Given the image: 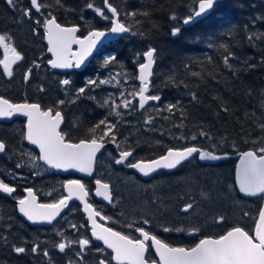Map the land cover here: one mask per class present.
Returning a JSON list of instances; mask_svg holds the SVG:
<instances>
[{"label":"trees","instance_id":"trees-1","mask_svg":"<svg viewBox=\"0 0 264 264\" xmlns=\"http://www.w3.org/2000/svg\"><path fill=\"white\" fill-rule=\"evenodd\" d=\"M15 2L16 7L13 8L6 0H0V34L8 36L9 41L16 44L24 54V63H28L32 69L37 63H44L48 59L45 55L42 24L49 13L60 23L73 25L79 23L86 15L87 3L104 8L103 0H61L62 6L57 5L55 0H40L49 7L42 8L41 14L32 11V19L28 20L23 15V10L29 8L30 0ZM109 2L117 7L121 20L127 24H134V21L124 15L126 12L146 10L150 15H138L136 19L140 24L133 27V31L143 32L144 36H124L98 54L85 71L75 72L73 87L76 90L85 87L89 79L111 81L109 84L87 87L85 93L75 103H71L68 116L77 126L76 129L79 128L76 138H89L88 129L101 119L107 118L109 122L117 124L114 130L116 143H111L106 138L107 147L98 159L95 174L96 179L111 184L114 194L113 207H104L93 199L90 201L104 216L110 218L108 220L112 228L134 238H137L135 228L143 227L145 219L150 221L147 224L150 231L163 230L164 227L189 231L196 227L195 223L200 222L207 231L197 237L154 234L172 246L191 248L201 237H218L239 224L247 230L242 223L244 213L250 212L247 208L253 204L258 206L261 200L243 199L238 194L234 177L236 159L231 158L210 166L201 164L195 156L174 172H159L150 180H143L133 170L127 169V166L117 167L115 160L118 152L130 149L133 150L130 160L132 163L160 157L169 148L182 149L191 145L226 154L261 146L259 138L262 133L258 124L264 122V108L261 107V102L264 101V95L261 94L264 90V63H261L264 58V0H220L206 18L192 25H184L182 20L196 7V0ZM173 14L178 17L177 20L170 19ZM35 20L41 23L37 26ZM173 27L181 28L176 37L170 34ZM209 44L212 47H209ZM221 44L226 45L228 51L234 54L229 61L232 68L223 63L227 52L220 47ZM149 46L158 50L150 93L158 94L162 99L142 110L139 109L138 98L128 94L139 88L136 80L137 54H142ZM110 55L116 56L117 63L105 67L104 58ZM139 60L143 62L142 57ZM248 65L255 67L249 68ZM234 71L236 75H233ZM110 72L119 75H116L115 79L103 75ZM193 72L201 75L193 76ZM2 75L5 76L0 71V77ZM170 76L174 77V80L169 81ZM39 77L36 83L33 82L37 96H32L29 100L56 103V99L51 100L48 97V100H45L42 95L38 96L40 89L48 90V93L50 90L45 88L48 85L42 80L46 75ZM85 77H88L86 82L83 80ZM0 81L4 82L2 85L6 87L17 86L20 82L14 80L7 83L5 79ZM22 82L23 78L19 83L20 87H24ZM60 83L57 84L61 86ZM64 90L65 85H62L61 91ZM249 90L251 95L248 94ZM121 92L124 93V98L133 101L132 105L128 109H117L122 113L121 117L109 115L111 104L102 107V101L111 96L116 104H120ZM192 92L196 93L195 101L191 98ZM177 101L181 102L185 112L183 127H177L182 120L179 111L173 114L158 111L166 104ZM223 107H227L228 111L224 112ZM165 116L169 118L164 119ZM149 118H152V123L146 124L145 120ZM201 131L208 133V136H201ZM193 135L196 136L195 140L191 139ZM253 140L257 143H252ZM13 169L16 170L15 166ZM64 178L57 175L56 181L52 182L62 189ZM86 184L92 190V180L86 181ZM220 195L225 199H220ZM224 201L228 205H225ZM188 203L193 205L192 210L182 212ZM10 204L14 205L11 199L0 201V264H69V261L73 264H98L101 259L106 260L107 264H113L111 255L99 243L93 241L90 234H62L64 243L80 238H88L91 241V245L83 253V260L76 255L80 251L76 243L61 253L56 247L61 234H49L51 227H42L39 234H32L33 231L16 213L10 216ZM75 211L83 216L80 209ZM220 216L225 218L224 223L217 226L214 229L216 232L211 234L210 229L216 226V220ZM77 220V217L69 218L67 224L70 226ZM177 221L184 226H174ZM206 222L209 224H204ZM129 224L133 226L129 228ZM58 230L59 226L56 231ZM57 236L58 243L53 244ZM37 244L39 249L34 254L31 248ZM14 245L25 247L26 253H15ZM97 248L104 251L99 252ZM45 250L49 253L47 257L43 255ZM147 258L155 260L151 251Z\"/></svg>","mask_w":264,"mask_h":264},{"label":"snow or ice","instance_id":"snow-or-ice-1","mask_svg":"<svg viewBox=\"0 0 264 264\" xmlns=\"http://www.w3.org/2000/svg\"><path fill=\"white\" fill-rule=\"evenodd\" d=\"M7 4L13 8L16 7L15 0H6ZM57 5H61V0H55ZM104 9L108 13H111L109 17L105 10L100 7H95L93 3H87L86 7L93 9L95 13L104 20L111 21V27L108 29V33L115 35L131 34L144 36L145 33L133 31V27L140 24V21L136 19L138 15L149 16L148 11H131L126 12L124 15L134 21V24H127L120 19L121 13L117 7L109 2V0H103ZM218 0H196V7L191 10L190 14L183 17L182 23L189 25L193 23L197 18L204 17L210 13L217 5ZM62 6V5H61ZM49 7L40 2V0H30V6L28 9L23 10V15L31 18L32 10L36 13H41V9ZM170 19L177 20L178 17L173 14ZM37 24L41 22L36 21ZM45 36L47 39L48 48L47 51L54 57L49 61L52 68H80L85 59L92 54V51L100 43L101 38L106 36V32L102 30H91L87 36L80 38L76 35L79 31L78 26L64 27L59 24L56 17L51 13L43 20L42 24ZM180 27H173L171 29V35L176 37L180 34ZM259 38V37H258ZM10 38L6 35L0 34V48L4 51V58L0 59V65L3 66L4 74L11 77L13 74L12 65L17 61L23 59V56L17 51V49L8 42ZM251 40L252 37L250 36ZM78 45L77 51H73L72 45ZM209 47H212L209 44ZM227 55L223 57V63L226 67L232 68L229 63L234 54L228 51L226 45L221 44ZM157 48L149 46L142 54L138 53L136 60L138 68V76L140 86L138 90L130 92L133 98H138L139 109H145V106L150 101L160 102L162 97L160 95L149 94L151 86V78L154 75L153 68L157 61ZM142 57L143 62H140L139 58ZM211 62V57H209ZM117 63L115 55H110L104 58V66L107 67L110 64ZM261 63H264L262 58ZM38 66V65H37ZM187 68L188 65H185ZM249 68H254L255 65H248ZM31 73V69L28 70V74L25 75V80L28 79V75ZM193 76H200L198 72H193ZM236 75V72H233ZM113 79H115L113 77ZM174 80V77L170 76L169 81ZM110 80H93L89 79L86 82L85 87H80L76 90L74 98L68 100V103H75L79 97L85 93L86 88L89 86H97L103 84H109ZM61 83L65 86L70 85L71 81L64 79ZM187 87V85H185ZM43 91V89H41ZM251 95V90H249ZM264 95V90H262ZM193 101L197 100L195 92L190 93ZM120 104H116L114 99L106 98L102 101L101 106H109L111 104V111L109 115L121 117L122 113L118 111L120 107L128 109L133 101L124 98V93H120ZM95 99L94 97H90ZM66 100H58V105H64ZM261 107L264 108V101L261 102ZM224 112L228 111L227 107H223ZM158 111H166L173 114L175 111H179L182 117L181 124L177 127H183V119L185 117L184 109L181 107V102L168 103L163 109ZM21 114L27 117V132L25 138L33 145L39 148V156H30V160L33 162V166H36V161H43L44 164L50 168L55 169H76L79 172L92 174V166L96 159V154L105 146L106 138L111 143H116L115 129L116 123H111L105 119H101L98 123L88 129L90 137L87 139H81L78 143H73L66 139V134L60 131V126L64 120V116L60 110L47 108L42 109L38 103H23L13 104L7 99L0 97V117L9 118L14 114ZM254 115V114H253ZM164 119L169 117L165 116ZM146 124L152 123V118L145 120ZM103 125V129L101 126ZM262 135L259 138L261 146L244 151L240 153V164L236 170V182L239 186V191L246 196L256 197L260 196L264 199V122L258 124ZM99 130V132H98ZM201 136H208V133L201 131ZM211 138V137H209ZM191 139L195 140L196 136L193 135ZM247 143L248 141L245 140ZM257 143L256 140L251 141ZM119 147V145H117ZM233 147L235 145L233 144ZM7 145L4 140L0 139V153H5ZM133 150H123L119 153V159L115 160L116 164H121L132 156ZM193 154H199L201 160L210 159L218 160L221 157L214 155L209 151H202L200 148L192 146L183 149L169 148L165 155L152 160L150 162L138 161L136 163H130L128 166L138 169L145 176L149 173L156 171L157 169H174L180 165L183 161L188 160ZM21 164H17V167H21ZM98 186L96 195L103 196L104 199L111 202L112 197L109 191V185L102 183L100 180H96ZM67 191L66 196H61L58 200L52 203H38L37 197L33 189H26L27 196L18 200L19 211L32 223H52L63 211L67 208L69 201L75 199L80 200L83 203L84 211L88 213V220L91 221L92 236L97 241H102L103 245L107 249H111L112 259L116 261V264H264V207L259 210L258 220L255 223L253 234L246 231L241 226H233L227 230L224 234L215 238H203L191 248L185 247H173L165 241L158 238L156 235L151 234L143 227H136L135 231L139 233L140 238H134L130 235L124 234L120 231H116L111 227H106L97 223V217L101 220L110 219L108 217L101 216L100 212L93 208L91 204L85 199L88 196V191L80 180H68L63 185ZM102 190V191H101ZM16 189L0 180V193L12 195ZM50 194V193H49ZM193 205L188 203L184 206L182 211L188 212ZM248 215L247 212L244 213ZM224 217L220 216L216 222L222 223ZM145 225L150 221L145 219L143 221ZM72 228H76L75 224L70 225ZM131 228L133 225H127ZM165 232L172 231L168 227H164ZM176 231H183V229H175ZM199 231L197 228L191 229V232L195 233ZM150 242V243H149ZM73 243L79 245L80 251L76 253L77 257L83 260V253L91 245V241L88 238H80L76 241H68L67 243L61 242L56 245L61 253L65 252L66 248L70 247ZM150 248H154L159 260L149 261L146 257ZM39 245H34L31 248L32 253H37ZM13 251L17 254L26 253L27 249L23 246H13ZM97 251L103 252L104 249L97 248ZM43 255L47 257L48 251L45 250ZM69 264H73L69 261ZM98 264H107L106 260H99Z\"/></svg>","mask_w":264,"mask_h":264},{"label":"flooded vegetation","instance_id":"flooded-vegetation-1","mask_svg":"<svg viewBox=\"0 0 264 264\" xmlns=\"http://www.w3.org/2000/svg\"><path fill=\"white\" fill-rule=\"evenodd\" d=\"M82 19L84 20V25H86V18L82 17ZM2 53L0 54V59L2 58V56L4 58V55H3L4 53L3 54ZM49 60L50 58L44 64H39V67L45 69V65H46V68H47ZM2 69H3V66L0 65L1 72H3ZM29 69L27 66L18 65L16 68H13L14 72L11 77H6L2 75L0 79H5V82L7 83H10L14 80H16V82H19V81L21 82L23 78L24 82L22 83L24 84V87H20L19 85L20 82L18 83L17 86L11 85L9 87H6V85L5 86L2 85L5 83L0 81V94H3V97L11 101L13 104L38 103L41 105L42 109L53 108V109L60 110L64 116V120H63L64 122L61 128V131L66 134V139L70 140L71 142H78L81 139H85V138H76L75 135H77L76 133H77V130H79V128L76 129L77 126L72 122L71 117L68 116V113H70L71 111V103H68L67 101L72 99L75 93L68 94L67 96H65V94L61 92L62 86L57 84L61 81V78L62 76L65 75V73H60L57 71H49V70H48V73L42 70H38L36 72V69H34L31 72L30 79L28 81V80H25V75ZM39 75H46V78L42 80L43 82L45 80V82L48 85V87H45V88H49L50 90L48 93V90L45 91L42 88L43 91H41L40 89L38 96L42 95L45 98V100H48L47 99L48 97L51 100H54V99L61 100L64 98L66 99V103L64 105H58L57 102L55 103L51 101H48L47 103H43L42 101L35 102V101L29 100L30 97L37 96L35 94V87L33 84L36 83V81L40 78ZM43 82H40V83L43 84ZM30 84L32 86H30ZM53 88H54V91H53ZM37 98H40V97H37ZM68 117L69 119H67ZM26 122H27L26 119L22 117H16L10 121H0V135L4 137V141L7 145V150L3 155L0 156V160L7 161L8 159H6V157H12L15 161L17 160L16 161L17 163L22 165L21 167H17V168L15 166L16 172L18 173L17 177L11 178V175L8 173L7 178H5V175L2 174L1 172H0V177L6 180L10 186L12 185L15 186L16 191L12 197V201L14 205H16L19 199L25 197V192H26V189L28 188L33 189L38 199L37 200L38 202L51 203V202L58 200L61 196H65V190L63 186L61 189L57 186L55 182H52V179L55 180L53 178V174L52 175H39V174H42L43 172L35 168L34 166H31L28 164V160L30 159V156L32 155L38 156V152L26 143V138H25ZM13 166L14 165H12L11 167L13 168ZM46 170L47 172H53L47 168ZM35 171H38L39 174ZM15 179H18L20 181L15 182L14 181ZM14 205L12 207L10 216H14L16 213V215L22 218L23 221L27 224V226L33 231L32 234L34 233L39 234L40 230L38 229V226L32 225L31 223L26 221L24 217H21L18 214V211L16 209L17 205L16 206ZM261 207H262V201L258 206L250 207V209L248 208L250 212H247L248 215L244 216V220H242L244 225L247 228V231H249L250 234H253L255 223L258 220V213ZM75 210H78V205L75 204V202L70 203L67 209L64 211V213L59 218V220L53 223L52 226H50L51 231L49 232V234H61L59 243H61L64 240V237H62V234L63 235L64 234L66 235L67 234H91L89 223L87 222L86 224V218L84 217V215L80 216L78 213H76ZM76 217L78 218L77 222L75 223L77 227L74 229L67 224V220L69 218L75 219ZM223 223L224 222L216 223V226L215 225L212 226V228L210 229L212 230L211 234L216 232V230L214 229ZM195 224H196L195 228L199 229V231H197L198 232L197 234L199 235L197 236H200V234L207 233V231L204 230L202 226L203 224H201V222L195 223ZM204 224L208 225L209 223L206 222ZM228 224L233 225L230 223ZM173 225L174 226H184L183 223H181L180 221L175 222ZM58 226H59V230L56 231ZM145 228L151 234H165V235L175 234L176 236H179V235L185 236V234L191 233V230L189 231L173 230L169 232H165L164 230L150 231L149 225H145ZM136 234H139V233H136ZM58 240H59V237L57 236V238L53 241V244H57Z\"/></svg>","mask_w":264,"mask_h":264},{"label":"water","instance_id":"water-1","mask_svg":"<svg viewBox=\"0 0 264 264\" xmlns=\"http://www.w3.org/2000/svg\"><path fill=\"white\" fill-rule=\"evenodd\" d=\"M219 1V0H218ZM210 13H208L206 16H208ZM110 15H111V13H110ZM206 16H204V17H206ZM204 17H200V18H197L193 23H195V22H197L198 20H200V19H202V18H204ZM193 23H191V24H193ZM62 26H64V25H62ZM64 27H72V26H64ZM107 34H106V36L105 37H102L101 38V41H100V43L97 45V47L92 51V54L91 55H89L86 59H85V61H84V63L81 65V67L80 68H75V69H77V70H83L87 65H89V63H90V59H91V57L100 49V47L104 44V43H106V42H108V41H112V40H115V39H118L121 35H115V34H111V33H108V32H106ZM123 35V34H122ZM82 38V37H81ZM45 41H46V44H47V39H46V36H45ZM106 41V42H105ZM47 48H48V44H47ZM72 48H73V51H77L78 50V48H79V46L78 45H72ZM47 53L52 57V59L54 58L53 56H52V54L51 53H49L48 51H47ZM51 59V60H52ZM20 61H17L14 65H12V69L19 63ZM48 65H49V67L50 68H52L51 67V64L48 62ZM154 68H155V65H154ZM154 68H153V70H154ZM52 69H54V70H57V71H59V72H64V71H70L71 69H73V68H67V69H61V68H52ZM138 80V79H137ZM138 83L140 84V82H139V80H138ZM151 102H155V101H150L149 103H151ZM148 103V104H149ZM147 104V105H148ZM146 105V106H147ZM145 106V107H146ZM16 115H21V114H14L12 117H9V118H5V117H0V120H6V119H12L13 117H15ZM24 117H26V116H24ZM62 124H63V122H62ZM62 124H61V126H62ZM61 126H60V128H61ZM29 142V141H28ZM30 143V142H29ZM31 144V143H30ZM32 146H34L38 151H39V148L36 146V145H33V144H31ZM105 147H106V144H105V146H104V148H102L97 154H96V159H95V162H94V164H93V166H92V174L91 175H88L87 173H82V172H79L78 170H76V169H68V170H64V169H55V168H53V169H55V171L58 173V174H61V175H66V174H68V173H73L74 175H76L79 179H91V178H93V176H94V174H95V171H96V163H97V159H98V157L103 153V151H104V149H105ZM202 151H204V150H202ZM213 153V152H212ZM166 154V153H165ZM164 154V155H165ZM214 155H217V156H220L221 158L220 159H218V160H210V159H205V160H201L200 158H199V155H198V158H199V161L200 162H202V163H208V164H217V163H220V162H223V161H226V160H229L230 159V156L229 155H225V154H215V153H213ZM194 155V154H193ZM132 156H130V157H128V159L126 160V161H124L123 163H121V164H116L115 163V165L117 166V167H122V166H124L125 164H126V162H128L129 160H130V158H131ZM193 157V156H192ZM192 157H190L188 160H186V161H183L180 165H182V164H184V163H186V162H188ZM159 158V157H158ZM233 158H235L236 159V167H235V175H234V177H235V185H236V188H237V190H238V192H239V194L243 197V198H256V197H260V196H256V197H251V196H246L245 194H243V193H241L240 191H239V186H238V184H237V182H236V170H237V167L239 166V164H240V153L239 154H236V155H234L233 156ZM117 159H119V157L117 158ZM155 159H157V158H155ZM155 159H152V160H155ZM152 160H147V161H143V162H150V161H152ZM139 161H142V160H139ZM43 162V161H42ZM136 162H138V161H136ZM136 162H134V163H136ZM180 165H178L176 168H174V169H163V168H161V169H157L156 171H154V172H151V173H149V175H147V176H145L143 173H141L138 169H135V168H131V167H129L128 166V168L129 169H132L139 177H141L142 179H144V180H148V179H150V178H152L155 174H157L159 171H161V170H165V171H168V172H170V171H173V170H175V169H177ZM49 167V166H48ZM101 181V180H100ZM96 180L94 181V190H93V192H92V197L95 199V200H97L98 202H100V203H102V204H105V205H107V206H110V207H112V205H113V199H114V195H113V192H112V187H111V185L109 184V183H107L108 185H109V191H110V194H111V197H112V200H111V202H109L108 200H106V199H104L103 198V196L101 195V196H98V195H96V192H97V188H98V186L96 185ZM102 183H105V182H103V181H101ZM83 183V182H82ZM66 191V190H65ZM88 191V190H87ZM102 191V190H101ZM66 194H67V191H66ZM89 198H90V195H89V191H88V196L85 198L86 200H87V202L89 203V204H91L90 202H89ZM72 201H77L81 206H82V210H83V213H84V215H85V217H86V220L89 222V225H90V227H91V221H89L88 220V213L87 212H85L84 211V206H83V203L80 201V200H78V199H73V200H71V201H69V203L70 202H72ZM92 205V204H91ZM262 207H264V199H263V204H262ZM94 208V207H93ZM67 208H64L63 209V211L61 212V214L66 210ZM95 209V208H94ZM21 215H22V217H24L25 219H26V221H28L29 223H31L32 225H35L36 223H32L31 221H29V220H27V218L25 217V216H23V214L22 213H20ZM60 214V215H61ZM60 215L55 219V220H57L59 217H60ZM97 219V223H99V224H102V225H104V226H106V227H109V226H107V224H108V220L107 219H105V220H101L100 219V217H97L96 218ZM55 220H53L52 221V223L55 221ZM52 223H37L38 225H51ZM198 232H195V233H193V232H191V233H189V234H186L187 236H189V237H193V236H196V235H198L197 234ZM91 237H92V239L94 240V241H96V242H99L108 252H110L111 254H112V256L114 255L113 253H112V251H111V249H107L106 248V246L105 245H103V243H102V241H97V240H95V238L92 236V232H91ZM209 238H211V237H209ZM175 247H178V246H175ZM152 249V251L154 252V254H155V256H156V260L158 261L159 260V257L156 255V253H155V250H154V248H151ZM148 254V253H147ZM147 254H146V257H147ZM113 262H114V264H116V261L115 260H113Z\"/></svg>","mask_w":264,"mask_h":264},{"label":"rangeland","instance_id":"rangeland-1","mask_svg":"<svg viewBox=\"0 0 264 264\" xmlns=\"http://www.w3.org/2000/svg\"><path fill=\"white\" fill-rule=\"evenodd\" d=\"M30 69H31V72L34 70V69H36V66H35V68L34 69H32V67H29ZM38 70H36V72H37ZM43 71V70H42ZM29 75H31V73L29 74ZM104 76H108V77H110V76H112V77H115L116 75H119V73H105V74H103ZM28 164L29 165H32L33 166V162L29 159L28 160ZM35 167H37V168H39V169H42L41 168V166H40V164H39V162L38 161H36V166ZM43 172H46L45 170H43ZM219 198V197H218ZM220 199H222V200H224L225 199V197L223 196V195H220ZM225 202V201H224ZM225 205H228V204H226V202H225ZM192 209V208H191ZM190 210V209H189Z\"/></svg>","mask_w":264,"mask_h":264},{"label":"bare ground","instance_id":"bare-ground-1","mask_svg":"<svg viewBox=\"0 0 264 264\" xmlns=\"http://www.w3.org/2000/svg\"><path fill=\"white\" fill-rule=\"evenodd\" d=\"M211 13V12H210ZM207 17V16H206ZM206 17H204V18H206ZM204 18H202V19H204ZM202 19H200V20H202ZM200 20H198V21H200ZM197 21V22H198ZM197 22H195V23H197ZM195 23H193V24H195ZM137 75H138V69H137ZM104 162V161H103Z\"/></svg>","mask_w":264,"mask_h":264}]
</instances>
